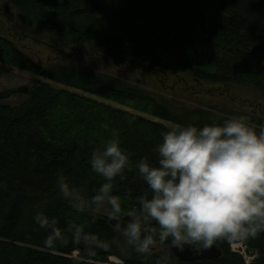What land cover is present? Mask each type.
<instances>
[{
	"label": "trees",
	"instance_id": "1",
	"mask_svg": "<svg viewBox=\"0 0 264 264\" xmlns=\"http://www.w3.org/2000/svg\"><path fill=\"white\" fill-rule=\"evenodd\" d=\"M6 1L19 10L22 24H39L75 42L98 45L118 60L184 72L196 81L251 84L264 91V0ZM0 63L62 85L42 81L0 92V100L24 97L16 104L0 101V264H107L109 255L121 257L124 264H157L163 257L168 264H248L225 240L216 243L222 251L216 259L180 261L170 241L161 251L137 254L102 215L97 213L93 223L90 214L72 209L57 183L64 177L77 192L91 197L103 182L91 171V153L117 134L131 167L123 181L117 179L114 194L121 197L125 211L138 210L137 198L146 185L138 177L136 161L155 163V145L170 128L100 99L177 125L203 127L230 116L185 104H177L185 106L175 111L112 75L63 61H35L3 35ZM256 121L247 122L257 130L264 128ZM37 211L56 217L63 231L80 224L110 247L89 255L70 235L66 245L45 247L48 233L34 223ZM152 226L158 228L155 222ZM242 243L256 254L249 264H264V233Z\"/></svg>",
	"mask_w": 264,
	"mask_h": 264
},
{
	"label": "clouds",
	"instance_id": "2",
	"mask_svg": "<svg viewBox=\"0 0 264 264\" xmlns=\"http://www.w3.org/2000/svg\"><path fill=\"white\" fill-rule=\"evenodd\" d=\"M156 162L141 158L135 167L146 191L137 198L139 208L125 211L114 194L123 181L130 159L117 134L92 151L91 171L103 179L91 197L77 192L66 178H58L61 197L92 222L102 213L137 254L150 255L153 245L170 241L183 251L208 249L218 241L244 242L264 233V128L257 130L245 117H230L203 127L177 125L161 133L155 145ZM129 217L122 223L123 217ZM34 223L47 231L43 244L55 248L71 242L89 255L110 245L97 235L71 224L66 231L56 217L43 211ZM152 222L158 228L152 226ZM157 264H168L163 257Z\"/></svg>",
	"mask_w": 264,
	"mask_h": 264
},
{
	"label": "rangeland",
	"instance_id": "3",
	"mask_svg": "<svg viewBox=\"0 0 264 264\" xmlns=\"http://www.w3.org/2000/svg\"><path fill=\"white\" fill-rule=\"evenodd\" d=\"M149 14L153 15V13ZM145 19L155 21L154 18L147 19L145 17ZM146 24L150 27L149 21ZM0 35L12 39L35 61L43 63L63 61L73 66L91 68L112 75L144 89L175 111L185 105L198 106L206 108L217 116H243L254 124H257L256 120L264 123V91L251 84H219L196 81L184 72L159 71L137 61L118 60L103 51V48L98 45L75 42L60 33H50L39 24H22L19 19V10L6 0H0ZM155 35L157 38L160 37V33ZM42 81L62 86L28 71L0 63V92L16 87L36 85ZM71 90L82 93L78 89ZM23 99L22 95H14L0 101L16 104ZM100 100L114 107L160 122L169 128L177 126L175 123L136 111L116 102ZM98 214L104 216L102 213ZM167 247V245L156 242L153 245V251H161ZM230 250L239 253L248 264L256 256L255 253L249 252L242 242L231 243ZM107 264H124V262L121 257L109 255Z\"/></svg>",
	"mask_w": 264,
	"mask_h": 264
},
{
	"label": "water",
	"instance_id": "4",
	"mask_svg": "<svg viewBox=\"0 0 264 264\" xmlns=\"http://www.w3.org/2000/svg\"><path fill=\"white\" fill-rule=\"evenodd\" d=\"M103 217L106 220L105 215ZM109 224L114 227L115 221ZM170 250L172 251L176 259L183 262L202 261L204 259H216L219 258L222 254V251L217 244H214L212 247L202 250L200 252H195L193 248L188 245L185 246L183 251H180L175 246H170Z\"/></svg>",
	"mask_w": 264,
	"mask_h": 264
}]
</instances>
